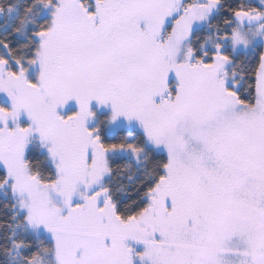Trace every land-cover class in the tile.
Segmentation results:
<instances>
[{"label":"snow or ice","instance_id":"snow-or-ice-1","mask_svg":"<svg viewBox=\"0 0 264 264\" xmlns=\"http://www.w3.org/2000/svg\"><path fill=\"white\" fill-rule=\"evenodd\" d=\"M0 264H264V0H0Z\"/></svg>","mask_w":264,"mask_h":264}]
</instances>
